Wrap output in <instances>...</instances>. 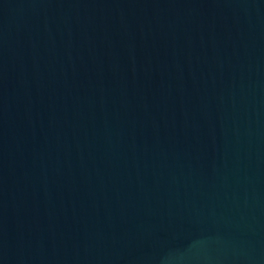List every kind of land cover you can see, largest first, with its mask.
<instances>
[{"label":"water","instance_id":"1","mask_svg":"<svg viewBox=\"0 0 264 264\" xmlns=\"http://www.w3.org/2000/svg\"><path fill=\"white\" fill-rule=\"evenodd\" d=\"M0 264H264V0H0Z\"/></svg>","mask_w":264,"mask_h":264}]
</instances>
